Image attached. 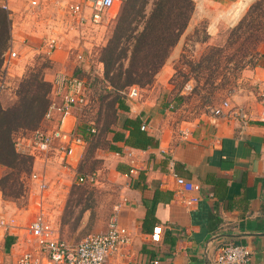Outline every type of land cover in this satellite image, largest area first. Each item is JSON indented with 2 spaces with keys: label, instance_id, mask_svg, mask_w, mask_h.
<instances>
[{
  "label": "crops",
  "instance_id": "crops-1",
  "mask_svg": "<svg viewBox=\"0 0 264 264\" xmlns=\"http://www.w3.org/2000/svg\"><path fill=\"white\" fill-rule=\"evenodd\" d=\"M16 1L11 0L10 4H16ZM18 1L22 3L24 12H20L21 9L18 11L21 14H16L15 17L18 18L17 23L20 21L24 26L16 29V36L22 37L20 42L26 39V43L30 45L31 40H37L34 35L38 36L42 27L35 24V21L38 23L44 20L48 23V15L45 19L30 20L32 15L25 12L30 8L28 11L34 15L44 13L47 10L44 6L46 2L41 0V5L33 9L25 0ZM237 1L194 0V10L185 32H190L199 20H207L211 28V25L219 23L225 9ZM13 10L18 13L14 8ZM56 20L60 19L57 17ZM63 21L61 26L65 32L74 30L69 29L66 19ZM25 29H28V36L21 32H25ZM51 37L55 36L52 34L45 41ZM183 37L184 33L171 48L153 80L143 88L136 85L139 88L137 98L121 95L117 108L122 113V118L105 133L117 172L127 180L124 197L114 217L131 234L130 245L122 254L109 258L106 264H148L154 257H158L161 264H205L203 251L211 238H214L211 252L214 246L223 242L243 243L251 249L252 264H264V119L260 118L261 101L257 94V85L261 87L264 83V55L258 59L253 70L254 92L246 90L247 93L236 100L250 114V120L246 124L232 117H213L210 114L197 116L182 104L184 96L178 95L175 85L178 60L184 53ZM31 44L35 45L33 41ZM69 57L72 61L68 52L65 60ZM48 58L57 60L59 66H63L64 54L57 51V48ZM81 62L87 64L88 60ZM81 62L75 60V64ZM96 66L98 76L103 79V63L97 60L94 67ZM11 76L12 73L7 80ZM44 79L51 83L54 76L46 74ZM183 92L181 90L180 94ZM4 93L0 94L2 106L6 103ZM75 115L77 110L65 117L64 129H77L78 120ZM125 117H140L142 123L147 125V133L157 138V145L140 149L126 145L122 140H113L115 131L122 130V120ZM58 119L59 114L54 112L51 119L42 120L41 126L52 130L58 126ZM90 123L96 128L92 121ZM184 128L188 129L185 137L180 134V130ZM60 144L59 140H54L46 156L30 155L32 168L27 176L31 194L29 207L34 203L37 207L36 204L39 203V180L32 175L43 176L47 192L41 193L42 208L47 220L61 238L77 242L63 237L54 226L53 218H50V200L54 198L56 189L48 169L58 166L63 169V173L68 167L74 168L85 151L86 142L75 145L69 156L64 155ZM132 166L136 167L135 172L129 174ZM170 169L200 183L201 188L197 193L199 200L193 207L187 208L174 200V182L168 174ZM2 197L0 190V202ZM0 215L14 217L22 225L33 219L31 216L19 219L16 215ZM107 225L108 222L96 232L105 231ZM154 225L162 227L159 242H152L149 238ZM25 245L22 230L14 229L11 234L0 233V262L16 264Z\"/></svg>",
  "mask_w": 264,
  "mask_h": 264
},
{
  "label": "rangeland",
  "instance_id": "rangeland-1",
  "mask_svg": "<svg viewBox=\"0 0 264 264\" xmlns=\"http://www.w3.org/2000/svg\"><path fill=\"white\" fill-rule=\"evenodd\" d=\"M42 1L44 3V0ZM72 1L75 0H45L44 6L47 10L41 14H38L39 11L36 12L38 15L29 12L30 8H27L25 13L32 15L30 20L45 19L48 15V23L44 20L38 23L35 21V24L42 25L38 36L34 35L37 40H31L35 45L31 43L29 45L26 39L20 42L22 37L16 36V29H22L24 23L20 24V21L17 23L18 18L15 15L24 12V8H21L23 5L18 0L16 4L11 3L15 11L22 9L18 13L13 12L11 18L7 16L10 20L9 46L14 47L18 56L14 60L16 63L11 70L12 76L8 78L6 87L0 90V94L5 92V107L11 105L16 100L20 79L25 75L32 77L34 73L45 78L46 74L55 77L58 71L65 70L74 75L85 76L91 81L90 105L84 110H77L76 115L78 129L85 135V151L74 168L68 167L63 173V169H59L58 166L48 169L49 177L56 189L54 198L50 200L52 204L50 218H53L54 226L63 237L70 241H78L90 232L100 231L108 219L115 215L127 185L126 178L117 172L113 153L109 151V143L105 136V133L115 126L117 120L122 118V113L117 108L118 95L106 86L97 74V66L94 67L100 59L102 48L111 38L115 20L124 0H115L113 7L100 22L88 21L80 29L65 32L61 22L66 19L68 5ZM255 1L251 0L234 19L230 18L233 4L221 14L219 23L211 25V28L207 20H199L190 32H185L187 28L182 32L184 53L178 60L175 85L178 95L184 96L182 104L190 109L193 115L210 114L213 106L226 99L231 105L241 106L236 100L247 93L246 90L254 92L253 70L258 59L264 55V42L260 40L264 35V16L253 24V26L259 24V27H252L249 30L252 32H246L243 36H239L234 27L249 5ZM152 2L153 0H146L142 10L137 13L134 23L138 28L142 25V15L148 14ZM57 17L60 20H56ZM27 30L21 31L26 34L24 36H28ZM51 33L58 41L57 51L64 54L62 67L57 60L48 58L56 48L49 54L46 52L48 47L45 38L52 35ZM251 33L254 35L251 36ZM256 46L259 47V52L255 51ZM68 52L72 61L70 57L65 60V54ZM79 52H82L84 60H88L87 64L83 62L75 64V57ZM54 55L56 59V54ZM187 82L191 84L190 90L184 89ZM144 86L146 85L139 87ZM260 89L261 87L257 85L258 96ZM127 90L120 92V95L127 97ZM181 90L184 91L183 94H180ZM50 93L49 97H52ZM90 121L96 128L89 125ZM88 126L90 131L87 129ZM31 131H18L15 140L29 135ZM28 156L32 164L31 156ZM23 168L18 166L11 169L1 166L0 190L3 200L0 202V214L16 215L19 219H26L27 216L34 218L35 213L42 207L41 193H46L47 190L42 191L39 188L37 193L39 203L36 204L38 208L34 206L35 203L29 207L31 194L27 176L32 167L28 173H24ZM81 174L86 176V181L78 180Z\"/></svg>",
  "mask_w": 264,
  "mask_h": 264
},
{
  "label": "built area",
  "instance_id": "built-area-1",
  "mask_svg": "<svg viewBox=\"0 0 264 264\" xmlns=\"http://www.w3.org/2000/svg\"><path fill=\"white\" fill-rule=\"evenodd\" d=\"M27 4L37 9L41 0H25ZM11 0H0V7L3 8L8 17L11 18L14 10L10 4ZM115 0H75L69 3L66 23L69 29H80L88 21L100 22L104 15L113 7ZM47 54L57 48L56 37L47 39ZM17 52L11 46L2 54V66L0 71V90L6 87L7 77L17 59ZM77 61H83L82 52L76 55ZM91 81L87 77L74 75L65 70L56 73L51 86L50 102L44 113L43 121L51 119L54 112L59 114L58 126L52 130L37 127L29 135L14 139V147L17 153L23 155H48L54 140L60 141V149L65 156L73 152L75 145L85 143L84 138L77 132L76 128L64 129L63 122L66 116L71 115L73 110H84L90 105ZM191 84L187 82L184 89L190 90ZM261 111L260 118L264 119V83L260 89ZM127 97L134 99L139 95V88L132 85L126 92ZM213 117L238 118L245 124L250 120L249 112L242 106L231 105L229 100H223L210 110ZM77 118V116L75 115ZM141 129L146 130L147 125L141 124ZM93 131V130H92ZM185 137L188 129L180 130ZM134 166L129 169V174L135 172ZM174 182V200L185 207H193L199 200L197 193L200 191L199 182L188 179L178 174L174 169L168 171ZM39 180V188L42 191L47 189V183L43 176L32 175ZM85 175L78 177L84 181ZM22 230V241L25 248L22 250L16 264H106L109 258L123 253L131 243V234L127 227L119 223L116 217L112 216L103 232H90L77 242H69L61 238L47 220L46 213L41 207L34 218L27 224L22 225L18 219L0 215V233L11 234L13 230ZM162 227L154 225L149 238L152 242L161 240ZM252 252L248 245L236 242H223L214 246L211 252L212 264H252ZM0 264H3L0 262ZM134 264V263H126ZM148 264H161L158 257L152 258Z\"/></svg>",
  "mask_w": 264,
  "mask_h": 264
},
{
  "label": "trees",
  "instance_id": "trees-1",
  "mask_svg": "<svg viewBox=\"0 0 264 264\" xmlns=\"http://www.w3.org/2000/svg\"><path fill=\"white\" fill-rule=\"evenodd\" d=\"M145 1H123L111 38L102 48L99 60L104 68L103 81L118 95V99L121 97L120 92L126 91L130 86H143L153 80L171 48L187 27L194 10V0H153L148 14L142 15V25L138 28L134 20ZM7 16V12L0 7V71L1 54L10 45V20ZM262 16H264V0H256L249 5L234 27V31L239 36L252 32L249 30L252 27H259V24L256 26L253 24ZM263 36L260 38L262 43ZM258 49L259 47L256 46L255 51L259 52ZM51 85L37 73L32 77L25 75L20 79L16 100L6 107L0 103L1 166L11 169L21 166V168L25 167L22 169L24 173L30 171V157L21 155L15 150V134L21 130H34L41 125L49 105ZM141 124L140 117H125L122 120V130L115 131L113 140H122L126 145L140 149L157 145V138L141 129ZM87 129L90 131V127ZM125 131L128 133L126 134ZM77 132L85 139V135L78 127Z\"/></svg>",
  "mask_w": 264,
  "mask_h": 264
},
{
  "label": "bare ground",
  "instance_id": "bare-ground-1",
  "mask_svg": "<svg viewBox=\"0 0 264 264\" xmlns=\"http://www.w3.org/2000/svg\"><path fill=\"white\" fill-rule=\"evenodd\" d=\"M248 2H250V0H238L230 10V18L234 19L235 17H237L240 14L241 10L246 7Z\"/></svg>",
  "mask_w": 264,
  "mask_h": 264
},
{
  "label": "water",
  "instance_id": "water-1",
  "mask_svg": "<svg viewBox=\"0 0 264 264\" xmlns=\"http://www.w3.org/2000/svg\"><path fill=\"white\" fill-rule=\"evenodd\" d=\"M213 239L211 238L209 239L204 247V251H203V256H204V260H205V264H212L211 262V248L213 246Z\"/></svg>",
  "mask_w": 264,
  "mask_h": 264
}]
</instances>
